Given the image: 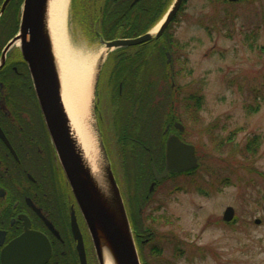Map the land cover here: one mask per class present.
<instances>
[{
    "label": "rangeland",
    "instance_id": "rangeland-1",
    "mask_svg": "<svg viewBox=\"0 0 264 264\" xmlns=\"http://www.w3.org/2000/svg\"><path fill=\"white\" fill-rule=\"evenodd\" d=\"M171 1H165L159 13H150L148 24L154 22L155 26ZM2 3L0 0V9ZM73 3L69 0L66 47L74 59L84 60L92 68L91 87L101 57H105L104 64L107 61L106 65L114 67L120 60L131 61L124 66L118 85L123 96L117 97L116 85L111 86L112 73L103 70L97 95L91 93L89 103L91 106L100 99L103 138L123 199L130 203L136 192L144 198L141 221L153 235L145 249L147 262L264 264V0L242 5L185 0V9L162 41L115 50L113 54H106L92 23L88 29L76 21ZM138 12L139 17L137 11H130L125 27H132L135 19L143 17L141 14L149 13ZM15 17L13 14L8 18L12 27ZM11 28L7 26L3 34L0 31V36L10 37ZM132 102L136 104L134 115H141L140 121L149 124L147 134H135L156 143L150 145L151 151L144 147L148 153H135L133 166H126L124 153H133L139 147L133 141L125 144L121 140L124 124L130 129L132 126L127 115ZM177 121L185 128L181 133L174 127ZM130 133L128 130L126 134ZM174 133L195 145L199 168L192 175H170L153 191L152 178L137 191L136 160L150 155L148 165L154 163L162 169L165 142ZM256 137L260 145L247 150L249 141ZM129 167L131 184L126 175ZM61 178L64 180V176ZM61 195L67 200L62 209L66 215L70 201ZM228 207H233L235 213L232 223L223 221ZM65 219L68 223V217ZM256 219H261V224H256ZM62 225L66 230L64 220ZM91 251L98 264L92 246Z\"/></svg>",
    "mask_w": 264,
    "mask_h": 264
},
{
    "label": "flooded vegetation",
    "instance_id": "flooded-vegetation-1",
    "mask_svg": "<svg viewBox=\"0 0 264 264\" xmlns=\"http://www.w3.org/2000/svg\"><path fill=\"white\" fill-rule=\"evenodd\" d=\"M165 1L167 3L168 0H132L131 13L137 11L139 15V10L159 13ZM175 1H171L164 15ZM212 1L225 5L250 2ZM184 3L185 0L160 38L121 50L146 47L162 41L170 26L177 21V16L185 9ZM0 31L3 34L5 28L2 27ZM17 33L8 40L9 35L0 36V64L4 48ZM113 68L114 64H105L106 72L111 73ZM120 89H123L122 85ZM96 105L98 125L103 136L100 101ZM0 129V264H81L72 217H76L82 234L87 264H96L91 246L100 264L87 225L74 202L73 192L44 120L29 67L18 45L8 51L4 64L0 66ZM171 131L170 126L168 132ZM61 176H64V180ZM160 182H156V186ZM61 192L70 201L66 215L62 212L66 199ZM65 217H68V223ZM63 220L66 230L62 225Z\"/></svg>",
    "mask_w": 264,
    "mask_h": 264
},
{
    "label": "water",
    "instance_id": "water-1",
    "mask_svg": "<svg viewBox=\"0 0 264 264\" xmlns=\"http://www.w3.org/2000/svg\"><path fill=\"white\" fill-rule=\"evenodd\" d=\"M11 1L4 0L0 9V19ZM183 1L176 0L156 29L141 36L114 40H105L100 36L101 43L105 45L106 54L120 48L134 47L160 38L171 24ZM48 2L49 0H24L19 31L4 48L0 66L4 64L8 51L18 45L29 67L44 120L79 211L87 225L100 264H105V252L108 253L114 264H142L125 201L99 129L95 101L90 106V115H92V121L95 119L93 122L97 134V144L103 160L102 180L108 193L104 192L92 175L73 138V131L62 97L59 64L54 53L48 26ZM98 26L97 24V33ZM104 61L105 57H101L96 67L97 72L92 86L93 95H97ZM97 102L99 99H96ZM175 125L180 131L184 130V126L180 123ZM165 156L166 165L162 172L152 164L155 181L151 185V189L154 188L157 181L167 178L169 174L186 172L198 167L195 146L185 143L176 134L170 135L167 139ZM233 214V208H227L224 220L230 221ZM72 218V229L74 237L78 241L80 261L81 264H87L82 234L76 217Z\"/></svg>",
    "mask_w": 264,
    "mask_h": 264
},
{
    "label": "trees",
    "instance_id": "trees-1",
    "mask_svg": "<svg viewBox=\"0 0 264 264\" xmlns=\"http://www.w3.org/2000/svg\"><path fill=\"white\" fill-rule=\"evenodd\" d=\"M24 0H12L6 9V12L2 16L0 20V29L6 28L7 26L12 27L11 22L8 20L10 15L12 16L13 14L16 15L15 20H14V26L11 28L10 32V37L12 36L13 33H16L19 28V11H21V6L23 4ZM132 0H74L73 3V12H75V17L76 21L79 22L80 25L85 26L86 28L90 29L91 26L89 23H92L94 27L96 26V23L99 24V33L94 32L96 38H100L102 36L106 40H112L115 38H129L133 37L134 35H141L143 33H146L149 28L152 26V23L148 24V17L150 16V13L147 14H141L140 16L141 19H135L134 24L132 27H125L124 22L130 21V3ZM18 14V15H17ZM138 16V15H137ZM136 16V17H137ZM157 16V15H156ZM155 16V17H156ZM127 17V19H125ZM139 17V16H138ZM137 17V18H138ZM148 18V19H147ZM143 20H147L146 22H142ZM158 20V19H157ZM157 20L154 21L157 22ZM6 26V27H4ZM95 29V28H94ZM9 37V38H10ZM122 56V55H121ZM131 63V61L126 60H120L117 63H115V67L111 71V81L114 86L116 85V93L117 97H122L118 85L120 84V81L123 79L122 78V72L124 69V66H128ZM113 65V64H111ZM111 67V66H110ZM113 67V66H112ZM113 87V86H112ZM120 94V95H119ZM140 96V95H139ZM136 98H134L135 100ZM200 103L198 106L200 107ZM145 106V105H144ZM143 107V106H142ZM141 107V108H142ZM136 108V104L132 102L128 109H127V115L131 121V129L130 125L125 126L124 128L121 129V140L125 144L129 143V141H133L134 143L137 144L136 150L133 153H124L125 155V164L126 166H133L132 165V160L135 158L136 154L135 153H140V151H145L148 153V149H144V147H148L149 150L151 151L153 149H150V145H154L156 141L149 138H145L142 136H138V134H135L136 132L142 131L143 134H147L148 131L145 132V130H148L149 124L147 126L143 124L142 121H140L141 115H134V110ZM140 108V110H141ZM130 130L132 133L126 134L127 131ZM141 133V134H142ZM259 138V137H258ZM256 137L255 139H249V143L247 145V150H254L256 149L261 141L258 140ZM138 141H137V140ZM134 155V157H132ZM150 157V155H148ZM148 156H144L143 159L142 157L139 158V160L136 157V161L139 164V170L138 173H134V179L136 181V189H143V186H147L148 180H151L153 178L152 171H151V165H148L150 162V158ZM149 158V159H148ZM147 159V160H146ZM144 160H146L144 164ZM153 160V159H152ZM136 169V163L134 165ZM141 169H144L143 171ZM131 168L129 167V172L126 174L127 177L129 178V182L131 184ZM130 173V175H129ZM146 183V184H145ZM146 191V189H145ZM136 198H133L130 203L126 202L127 208L129 211L130 219H131V225L134 231L135 239L137 241L138 247L140 249V252L142 254V260L143 264H149L147 260L145 259V249L147 248L148 244L152 240V234L150 228H143V224L141 221V213H140V208L143 205V200L144 198L140 197L138 192H136ZM176 250L180 251L179 247H176ZM183 252V251H182ZM159 253V251H158Z\"/></svg>",
    "mask_w": 264,
    "mask_h": 264
},
{
    "label": "bare ground",
    "instance_id": "bare-ground-1",
    "mask_svg": "<svg viewBox=\"0 0 264 264\" xmlns=\"http://www.w3.org/2000/svg\"><path fill=\"white\" fill-rule=\"evenodd\" d=\"M69 0H49L48 26L53 41L62 84L63 102L69 117L73 138L86 165L105 193L102 180V157L97 144L95 124L90 119V96L92 93V68L84 60H76L66 47V20ZM91 258V257H90ZM93 260V259H92ZM105 264H114L105 252Z\"/></svg>",
    "mask_w": 264,
    "mask_h": 264
}]
</instances>
